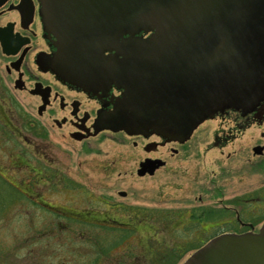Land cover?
<instances>
[{
  "label": "flooded vegetation",
  "instance_id": "af4514ba",
  "mask_svg": "<svg viewBox=\"0 0 264 264\" xmlns=\"http://www.w3.org/2000/svg\"><path fill=\"white\" fill-rule=\"evenodd\" d=\"M40 9L39 0H0V179L22 192L26 200L18 206L26 218L24 226L29 232L35 228L49 244L55 243L59 253L56 264H83V258L75 261L73 252L85 253L91 244L86 248L80 244L83 241H75L77 237L74 243V230L82 234L89 230L125 234L126 241L132 233L143 230L135 224H145L152 231L151 240L158 230L183 231L190 238L199 233L193 241L195 250L220 234L259 232L264 210L259 215L255 212L257 205L264 209V101L248 113L234 108L219 111L185 140L100 129L99 112L111 109L123 89L112 85L105 93L100 83L89 91L62 79L53 70L56 37L45 29ZM107 139L133 145L129 175L136 172L140 178L153 177L161 168L168 171L170 182L173 176L186 179L193 175L199 195L187 206L165 207L163 225L159 226L147 213L153 209L145 207L142 211L141 206L117 200L128 198L131 192L115 190V185L107 187L116 173L115 158L96 164L95 171L102 175L97 188L85 187L65 167L51 161L50 157L60 151L63 156L70 152L100 155L105 152L101 144ZM145 162L161 165L154 173L140 174ZM251 178L254 183L249 184ZM48 193L68 199L54 204ZM206 200L218 204H206ZM68 244L71 257H65L57 246ZM49 248L51 253V245ZM159 248L154 246L155 250ZM101 251H107L103 243ZM28 254L35 257V253ZM47 255L40 262H45ZM146 255L144 259L134 257L135 262L158 264L154 252ZM93 259V264L111 262L102 256Z\"/></svg>",
  "mask_w": 264,
  "mask_h": 264
},
{
  "label": "water",
  "instance_id": "95a60500",
  "mask_svg": "<svg viewBox=\"0 0 264 264\" xmlns=\"http://www.w3.org/2000/svg\"><path fill=\"white\" fill-rule=\"evenodd\" d=\"M39 1L53 70L89 91L123 89L100 129L185 140L219 111L264 101V0ZM183 264H264V224L215 236Z\"/></svg>",
  "mask_w": 264,
  "mask_h": 264
},
{
  "label": "rangeland",
  "instance_id": "374dc122",
  "mask_svg": "<svg viewBox=\"0 0 264 264\" xmlns=\"http://www.w3.org/2000/svg\"><path fill=\"white\" fill-rule=\"evenodd\" d=\"M133 145H119L115 144L108 139L106 142L101 144V150H104L102 154H91L79 156L78 152H70L69 155L63 152H55V156L50 157L52 162L55 165L59 164L62 167H65L67 173L75 177L78 182L86 186H92L94 188L99 187L100 171H95L96 164L98 161L110 162L112 159L117 160L116 173L107 181V187L114 186V189L117 190H126L131 192V195L128 198L117 197L118 201L127 202L130 205L141 206V210L145 207L148 209H153V212H147L154 216V222L159 226L163 225V209L165 207L179 205H189V202L197 198L200 191L197 189V181L195 177L187 176L183 178L180 176H173L170 182V177L166 169L161 168L153 177H138L135 172L133 175L131 173L132 165V151ZM97 170V169H96ZM254 183L253 178L250 179V183ZM13 185L17 188L16 185ZM10 183L4 182L0 179V264H56L55 258L59 254L55 249V243L49 244L47 238L39 235L33 228V232H29L25 228L26 218L23 216V209L18 206V204H24L23 196L21 195L18 189L12 187ZM48 198L52 201H55L54 204L65 203L68 199V196L61 197L58 193L56 196L52 194H47ZM191 203V202H190ZM198 203V201H195ZM206 204H218L215 201H207ZM26 207V206H25ZM28 209L32 211L33 209L28 206ZM160 210V214L157 213V210ZM256 215H259L263 212V206H256ZM26 212V211H25ZM35 212V211H34ZM30 214V213H29ZM146 217L142 216V220H145ZM135 221V220H134ZM134 224V223H133ZM136 226L143 227L139 233L133 234L124 241L125 234H115L110 232H105L102 234L99 232H90V230L82 234L77 230H74L73 239L74 243L83 241L82 245H86L85 253H76L74 250L73 254L76 257L75 261L83 258V264H93L94 259L97 257H104L108 260H111L110 264H137L134 257L145 258V255L148 253V250L152 248H159L161 252H165L169 245L179 246L185 245L188 247L189 244L194 246L190 251L183 256V258L178 262L182 264L185 261V258H188L193 251L196 249L193 241L197 240L199 233H195L191 236L176 235L173 231L163 232L158 230L154 233L155 238L152 240L149 238L150 231L148 225L145 224H135ZM259 227V226H258ZM79 229V227L77 228ZM86 230V229H85ZM78 233H75V232ZM128 236V234H127ZM42 237V238H40ZM77 237V238H76ZM26 241H24V239ZM76 238V239H75ZM79 238V239H78ZM75 239V241H74ZM23 241V242H22ZM123 241V242H122ZM157 241H162V245ZM25 242V243H24ZM60 242V240H58ZM70 242V241H69ZM61 243V242H60ZM101 243L105 244L107 251L102 253ZM175 243V244H173ZM79 244V245H80ZM94 244V246L92 245ZM26 245H29L26 249H23ZM51 245V253L49 246ZM59 251L64 253L65 257H71V245L59 246ZM190 247V246H189ZM31 248V250H29ZM103 248V247H102ZM129 248L131 250L129 251ZM110 250V251H108ZM28 251L35 253V257H32L28 254ZM27 252V253H26ZM48 252L50 253L49 255ZM129 252V255L127 253ZM102 253V254H101ZM44 262H40L41 258H46ZM61 257V255H59ZM33 258H38L35 262ZM51 258V260H49ZM38 262V263H37ZM65 261H62L61 264H64ZM141 263V260L138 261V264Z\"/></svg>",
  "mask_w": 264,
  "mask_h": 264
},
{
  "label": "trees",
  "instance_id": "16d2710c",
  "mask_svg": "<svg viewBox=\"0 0 264 264\" xmlns=\"http://www.w3.org/2000/svg\"><path fill=\"white\" fill-rule=\"evenodd\" d=\"M160 210L162 209L157 210L158 214H160ZM175 234L180 235V237H183L185 235L188 236V234L184 233L183 231L176 232ZM189 246L187 247L186 244L185 246L182 244L179 246L169 245V249H167L165 252H161V250H155L152 248V251L148 250L146 257H148L151 252H154V258L159 260L158 264L159 262L160 264H178V262L183 258V256H185L190 251V249L194 247L191 244H189Z\"/></svg>",
  "mask_w": 264,
  "mask_h": 264
}]
</instances>
